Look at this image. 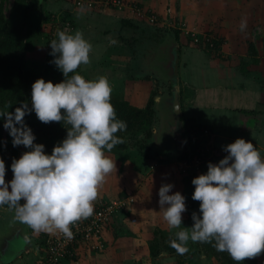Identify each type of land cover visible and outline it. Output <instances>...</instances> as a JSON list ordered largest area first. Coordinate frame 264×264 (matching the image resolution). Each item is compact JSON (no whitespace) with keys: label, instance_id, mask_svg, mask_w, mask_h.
Returning a JSON list of instances; mask_svg holds the SVG:
<instances>
[{"label":"clouds","instance_id":"1","mask_svg":"<svg viewBox=\"0 0 264 264\" xmlns=\"http://www.w3.org/2000/svg\"><path fill=\"white\" fill-rule=\"evenodd\" d=\"M239 27L246 30V17ZM56 36L49 42L51 54L65 79L53 83L38 78L32 84L31 107L22 103L14 112L0 108L13 146L30 149L13 160V178L7 182L0 158V206L14 209L15 219L34 232L59 231L71 239V226L93 214L99 188L116 169L105 150L124 142L116 133L127 124L117 118L107 78L86 79L76 71L90 62L92 44L79 31L61 30ZM33 110L43 123L67 125L66 137L50 154L44 144L35 143L25 123V115ZM223 148L227 155L218 163L209 162L207 172L191 181L192 198L200 203L190 228L181 227L186 198L179 191L170 194L173 184L159 188L158 203L169 229H179L169 241L178 254L188 252L189 241L211 243L239 264L264 252V156L243 137Z\"/></svg>","mask_w":264,"mask_h":264},{"label":"rangeland","instance_id":"2","mask_svg":"<svg viewBox=\"0 0 264 264\" xmlns=\"http://www.w3.org/2000/svg\"><path fill=\"white\" fill-rule=\"evenodd\" d=\"M157 1L159 4H157L156 7H150L142 3L140 6L141 10L135 11L139 14L138 20L142 28L141 33L146 31H148V35L155 32L158 34L160 31L165 33L159 39L157 35H155V37L151 35L147 38V36L142 33L144 39H142L143 41L141 40L140 44L143 45L142 47L144 48L148 46L149 51L152 53L149 55L150 52L147 51V55H140L138 61L142 62L141 64L135 60V56H129L132 58L131 61L127 60L126 56L121 62L114 63L108 60L109 62L105 61L90 70H87L84 64H82L76 70L86 79H95L100 76L106 77L112 88L111 97L128 100V102H131L130 104L133 103L132 105L136 107H138V105L141 107L146 105L144 100L148 99V93H152L151 96H155V100L161 88L162 90L160 93H163V95H160L163 98L158 102L156 100L155 104L157 106H155L158 111L156 115H158V117L166 115L167 117V122L165 121V123L161 121L160 117L157 122L154 121L151 124L153 134L150 135L149 139L144 132H140L134 136L127 135V147L125 149L105 150V155L115 161L116 169L107 175L103 185L99 188L98 197L93 202L94 208L104 205L113 206L110 217L104 221L102 227L103 234L105 228H109L114 221V224L118 226L123 233H127L129 232L127 230H130L132 234L135 233L137 235V246H135V244L132 246L130 245L129 237V239H127L128 242L124 244H129L128 247H131L129 249L131 250L130 252L137 255L134 259L132 257L130 264H148L147 261H150L149 264H220L217 259L204 252L200 242L194 243L189 241V250L183 255L164 250L162 243L160 246L161 251L155 257L149 255L146 249L148 243L155 234H157L158 237L159 234H162L167 239H171L175 238V232L179 230L169 229L167 222L163 219V211L160 210V205L158 201H156L159 200V188L165 183H171L174 186L170 190V194L179 191L185 196L186 211L182 213L183 225L181 227L185 226L190 228L192 226V217L188 213V204L191 203L193 194L191 181L199 174L207 172L209 162L218 163L220 158L217 156L219 155L214 157L213 153L221 154L223 152V156L226 154L224 149L220 150L213 146L214 140H210L212 133L209 131L206 135L208 136L206 139L210 144L212 143V147L218 150L211 148L210 151L213 152V155L211 154V156L205 158L207 160L205 164L200 165V161L196 163L195 160L192 163L184 164L176 159L177 151L174 146V141H178L177 148H183L186 142L185 139L181 141L180 138H178L179 136H177L182 124H180L176 118L177 115L182 113L180 111H183V106L181 109L180 104L176 102L175 98L172 99L170 95H167L164 89H170L167 83L172 80L173 82L176 81L178 60L180 59H178L179 54L176 48L177 41L176 38L173 37L174 31L172 29L177 30V28H179L181 30L180 41L187 47L202 46L207 42V38H211L213 46H209L208 48H215V40L213 38L216 34H222L221 30H223V28L226 29L228 24L234 27L235 30L241 22L240 14L242 12L247 11V14H251L253 11V13L256 12L257 15L263 14L264 0H242V2L238 1L236 3L234 2L236 0H234V5H231L233 4L232 0H189V3L200 1L202 10L199 12L194 8L193 10L187 11L186 9L189 8V3L186 1L184 2L182 13L179 12L178 9L180 8V4H183V0H156V2ZM0 3L2 4L3 15L10 26L19 27L24 25V30L27 33L26 40L31 44V48L25 54L26 68L34 72H38L43 66L47 47L52 39L57 38L56 33L61 30L68 32L72 29L74 22L72 21V17L66 18L64 14H66L67 10L70 8L73 12H75L76 9H80V7L74 4V0H44L42 2L41 13H36L28 9L26 10V1L0 0ZM137 4L139 3L135 0H122L123 6L121 8H113L111 6L102 7L111 8L115 11L119 10L117 12H121L126 9L125 6L133 10ZM197 17L200 20H197ZM248 17L249 16L246 17L247 26L250 24ZM91 23L94 24L93 21H91ZM220 23H222L223 27L219 26ZM246 29L247 30L241 32L239 28V31L234 35H232L234 30L230 36L225 35L224 39L227 41L226 43L231 44V46L233 43L236 45L239 43L240 48H246L247 46L248 51L250 46L254 48L252 42L247 41L250 37L249 33H247L250 32L249 26ZM128 30L130 33L131 31H135L133 28L126 29V31ZM133 36L132 33L129 34L125 32L123 35L121 34V36H119V39L125 45L130 44L131 46L134 42ZM217 36L219 37V35ZM243 37L246 40H244ZM194 38H197V40L195 41ZM113 51L114 50L111 51L112 54ZM117 52L119 53V50H117ZM149 56L150 60L146 64L144 60L146 57L149 58ZM127 62H129V64H127ZM132 62L133 64H131ZM137 64H140V68H136ZM149 74H151L153 80L145 78L144 75ZM154 77L157 78V81L162 82V84L154 81ZM139 82H141V84H139ZM137 86L146 88V92L142 93V98L140 97L142 100H135L136 94L138 93V91H136ZM236 137H243L246 141L249 140L248 134L246 138L245 135L242 134ZM148 142H152L151 150L139 148L140 143L145 144ZM252 143L257 147L261 155L264 156V146L260 143ZM12 145V137L9 135L8 130L3 127L0 147L2 150L1 158L5 161L6 182L13 178L12 169L8 168L12 159L9 147ZM28 150L30 149L20 148L16 159H18L23 152ZM194 171L196 175L192 173ZM121 182L123 186L119 185ZM110 190L112 191L111 194ZM87 219H85V221ZM18 224V227L21 228L22 224ZM113 227L114 225L112 228ZM55 232L57 231L45 234L48 236ZM159 238L161 239V237ZM96 243L97 242L92 240L80 241L79 247L73 250L70 256L79 257L85 250L84 248L90 251L104 249V245L100 249L94 248L96 247ZM99 244L100 243H98V245ZM66 258H63L60 262ZM249 260H252V264H256L258 261L256 258H246L243 261L244 264ZM36 261L34 264H36Z\"/></svg>","mask_w":264,"mask_h":264},{"label":"crops","instance_id":"3","mask_svg":"<svg viewBox=\"0 0 264 264\" xmlns=\"http://www.w3.org/2000/svg\"><path fill=\"white\" fill-rule=\"evenodd\" d=\"M135 1L139 4L135 5L133 10L125 6L126 9L117 12L119 10L115 11L101 6L99 8L103 10L97 7L94 9L80 8L73 12L70 8L64 14L66 18L72 17V21H74L73 27L68 33L79 31L92 44L90 62L84 64L87 70L108 60L114 63L121 62L126 56L129 61L132 60L129 56H135V60L139 63V56L147 55L149 47L145 46L144 48L140 44L144 36H142L143 32L141 33L142 28L138 20L139 14L135 11L141 10L142 3L156 7L159 2L156 0ZM186 1L189 3V0H183V4L181 3L178 9L179 12L182 13ZM233 1L231 5H234V2H242V0ZM194 8L200 12L202 10L201 2L189 3V8L186 10L190 11ZM242 16H249L250 32L247 33L250 37L247 41L252 42L256 51L255 56L249 53L247 46L240 48L239 43L237 45L233 43L232 46L226 43L225 35L230 36L234 30L230 24L226 29L221 30L222 34L215 35L220 39V45L209 51L199 46L187 47L180 41V35L178 38L175 37L178 59L180 58L176 72L177 100L183 101V111L180 112H184L186 117L192 118L196 127L209 126V131L212 133L210 140L213 139V146L220 150L224 149L223 146L231 141H235L236 136L240 134L245 135V138L248 134V139L251 142L264 146V13L257 15L252 11L251 14H247L245 11L240 14L241 18ZM197 20L200 19L197 17ZM219 26L223 27L222 23ZM238 27L235 28L232 35L239 31L240 27ZM130 28L135 29V31H131L134 35V42L131 46L130 44L125 45L119 39V36L125 32L131 34L129 30L126 31ZM143 34L147 38L150 37L148 31ZM223 39L226 44H223ZM244 40L246 39L244 38ZM112 50H114L113 54ZM149 52L151 55L152 52ZM149 60L150 56L146 57L144 61L147 64ZM140 64H137L136 68H140ZM167 84L170 86V82ZM164 89L168 94L169 89ZM145 90V87L137 86L138 93L135 100H142V93L146 92ZM161 90L160 88L159 94H157L159 96H156L157 99L161 97ZM146 101L147 99L144 100V102ZM138 107L141 106L138 105ZM222 154L223 152L217 153L214 157L219 155L217 157L221 159L224 157ZM119 185L123 186V183L121 182ZM18 223L21 222L15 219L14 209L4 205L0 206V264H34L41 254L40 242L44 234L49 232H34L30 226L24 223H21L22 226L19 228ZM109 228H105L103 250L90 251L84 248L86 251L84 250L79 257L70 256L59 264H130L132 257L134 259L137 255L130 252L129 244H124L130 238V245L137 246V235L132 234L130 230H127L130 233H123L114 224V221ZM146 249L148 251V245ZM255 258L258 260L256 264H264V252ZM149 262L147 261L148 264Z\"/></svg>","mask_w":264,"mask_h":264},{"label":"trees","instance_id":"4","mask_svg":"<svg viewBox=\"0 0 264 264\" xmlns=\"http://www.w3.org/2000/svg\"><path fill=\"white\" fill-rule=\"evenodd\" d=\"M19 1H26V10H31L36 13H41L42 9V2L39 0H19ZM163 30V29H162ZM174 31L173 37H179L181 30L179 28L172 29ZM180 30V31H179ZM160 31V30H159ZM161 33V34H159ZM165 34L164 32L160 31L152 33L151 35H157L158 39ZM150 35V36H151ZM27 33L24 30V25L22 26H10L3 15L2 12V4L0 3V108H4L10 112H14L16 107L21 106L22 103H27L29 107H31V92H32V84L38 78H44L46 81L51 80L53 83L59 82L65 79L62 71L55 65L53 62L54 57L51 54V47L50 43L47 47L46 54H45V61L43 66L38 72H34L26 68V61H25V54L31 48V44L26 40ZM215 40L214 46L215 49L217 46L220 45V39L214 36ZM204 50L209 51L208 42H205L204 45L200 46ZM249 53L251 55H256L255 49L250 46ZM71 75V74H70ZM145 78L152 79L151 74L144 75ZM154 81L162 84V82L157 81V78L154 77ZM152 94V93H151ZM149 95L146 105L144 107L138 108L133 106L125 99H118L115 97H111V103L113 104L117 118L121 119L126 122L127 127L124 131H118L116 135L123 138V143L116 145L112 150H123L127 147V135L134 136L140 132H144L146 137L149 139L150 135H152L151 124L154 121H158L161 117L156 115L157 108H156V98L154 100L153 95ZM163 95V93H161ZM167 94V93H166ZM172 98L170 93V89L168 90V94ZM159 96V95H158ZM163 97H160L158 101H161ZM173 99V98H172ZM180 104V108L182 109L183 101L179 99L177 101ZM156 105V106H155ZM63 111V110H62ZM164 113V112H163ZM163 123L167 121V117L162 116ZM25 123L31 128L32 132L35 136V143H42L45 145V152L51 153L52 149L55 145L59 144L67 134V125L61 122H49L43 123L41 122L36 114L35 111H31L30 113L26 114L24 117ZM176 120L182 124L181 131L177 134L182 141L185 139V146L183 148H177V140H175V148H176V159L179 162L188 164L192 163L194 160L200 161L201 164H205L207 160L205 159L207 155H209L210 150L209 148L212 147L211 144L206 139L208 136L203 135L202 130L208 129L210 130L209 126H195L194 120L192 118L186 117L184 112L177 115ZM3 118H0V139L2 137V130H3ZM163 129V128H162ZM161 129V132H162ZM20 148H26L23 145L19 146H10L9 150L11 153V163L14 159L17 158V154ZM139 148H143L145 150H151L152 142H148L145 144L139 145ZM215 148V147H213ZM28 149V148H27ZM1 147H0V158H1ZM215 155V154H214ZM11 163L8 166L11 169ZM197 163V162H196ZM195 173L196 172H192ZM195 186L192 184V191L194 192ZM123 195V194H121ZM199 201L194 200L192 198L191 203L188 204V213L192 217L193 213L199 214ZM7 206V205H4ZM192 224L194 223L193 219L191 220ZM104 230V228H103ZM156 232V231H155ZM154 232V234H155ZM103 233V232H102ZM47 237L44 234L42 241L40 242L41 247V254L44 253V241ZM161 237V239L159 238ZM154 235L151 241L148 243V251L149 255L155 257L157 256L161 249V243L163 249L171 252L177 253V251L170 247L169 241L171 239H167L162 234ZM104 239V234L102 236ZM201 243V242H200ZM203 250L206 254L212 256L213 258L217 259L220 264H238V262L234 261L227 252H218L211 243H201ZM70 256V255H69ZM68 256V257H69ZM67 257V258H68ZM180 263V262H179ZM239 264H244V262H239ZM245 264H252V260L245 262Z\"/></svg>","mask_w":264,"mask_h":264},{"label":"built area","instance_id":"5","mask_svg":"<svg viewBox=\"0 0 264 264\" xmlns=\"http://www.w3.org/2000/svg\"><path fill=\"white\" fill-rule=\"evenodd\" d=\"M74 4L83 9H94L101 6L120 8L123 6L122 0H74ZM194 40L196 41L197 38H194ZM207 42L208 46H213L211 38H207ZM202 133L203 135H207L209 131L205 129L202 130ZM211 148L213 147H210L209 150ZM212 153L210 151L206 157L211 156ZM196 162L198 161L196 160ZM112 211V205L96 206L93 214L86 221L83 219L71 226L74 233L71 239H68L59 231L49 234L44 241V253L38 257L36 264H59L63 258L72 254L73 250L79 247L80 241L83 240L95 241L97 243L94 248H102L104 245L102 227L104 221L110 217ZM98 243L100 244L98 245Z\"/></svg>","mask_w":264,"mask_h":264},{"label":"water","instance_id":"6","mask_svg":"<svg viewBox=\"0 0 264 264\" xmlns=\"http://www.w3.org/2000/svg\"><path fill=\"white\" fill-rule=\"evenodd\" d=\"M39 2H42V0H39ZM170 82H172V83H170V93L172 95V98H175V100L177 102V83H176V81L173 82V80ZM156 100H159V98L157 99V97H156ZM162 116L163 115H161V121L163 122L164 117H162Z\"/></svg>","mask_w":264,"mask_h":264}]
</instances>
